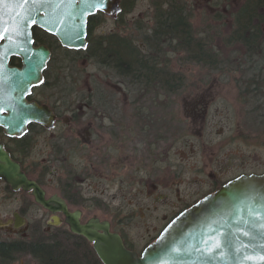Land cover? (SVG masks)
<instances>
[{
    "label": "rangeland",
    "instance_id": "1",
    "mask_svg": "<svg viewBox=\"0 0 264 264\" xmlns=\"http://www.w3.org/2000/svg\"><path fill=\"white\" fill-rule=\"evenodd\" d=\"M155 1L159 0H135L115 19L98 14L93 22L92 39L117 34L143 48L142 39L151 34L155 24ZM176 1L186 3V13L196 35L208 40L220 62L204 67L187 61L181 52L168 50L166 62L172 71L181 74L185 83L178 95L169 97L170 115L182 125L183 135L170 141L163 160L154 165L155 170L142 167L132 181H126L128 166H123L119 188L112 178L99 181V174L93 172L96 178L90 181L102 185L89 187L87 182L82 188L85 218L97 215L111 221L114 229L138 252L186 205L240 174L264 173V100L249 93L244 96L242 74L229 68V56L235 55L232 48L236 47L228 38L234 28L235 13L244 0L173 2ZM160 5L167 9L166 4ZM48 40L56 50L47 83L36 90L37 99L53 104L69 89L65 96L69 102L83 98L88 89L92 92L94 87L90 84L93 83L116 85L121 98L131 97V91L119 83L121 80L88 54H67L53 39ZM261 79L259 85L264 99V75ZM36 130L39 129L33 131ZM28 137L34 142L27 164L38 165L34 171L36 176L46 180L57 178L46 165L49 151L40 144L37 135L33 137V132ZM93 199L103 202H92ZM45 221L44 218L42 223Z\"/></svg>",
    "mask_w": 264,
    "mask_h": 264
},
{
    "label": "flooded vegetation",
    "instance_id": "2",
    "mask_svg": "<svg viewBox=\"0 0 264 264\" xmlns=\"http://www.w3.org/2000/svg\"><path fill=\"white\" fill-rule=\"evenodd\" d=\"M239 23L242 21L234 19V28L228 38L236 47L232 48L235 55L229 56V68L242 74L240 83L244 96V93H249L258 100H264L259 85L264 75V20L250 22L256 27L253 31L263 32L255 37L238 35ZM162 62L167 66L166 59L163 58ZM162 68L167 78L169 67ZM103 69L121 80L119 83L131 91L130 98H121L116 85L93 83L90 84L94 87L92 92L88 89L83 98L70 99L69 102L65 97L69 89L53 104L36 97L29 99L51 109L54 114L51 128L31 123L26 133L16 136L7 134L0 127V143L11 159L44 191L46 200L58 197L65 202L68 212L80 211L81 223L92 217L101 219L97 215L86 219V209L82 204L85 183L88 182L89 187L102 185L90 181L96 178L93 172L99 174V181L112 178L119 188L123 166H128L126 181H132L142 167L149 166L155 170L154 165L163 160L170 141L183 135L182 125L174 115H170L169 97L178 95L184 88V82L172 85L168 82H139L137 76L131 77L130 82L127 77L116 76L118 72L112 69ZM34 128L39 130L33 131ZM31 132L49 151L46 165L57 178L46 180L36 176L34 171L38 165L27 164L34 142L28 137ZM198 200L177 211L169 221ZM92 202L103 200L93 199ZM54 217L60 219V224H49ZM44 218L46 221L42 223ZM65 218L63 211H52L38 203L31 191L15 190L0 178V264H46L48 256L55 261L62 257L61 264H102L92 244L83 236L72 233ZM109 222L111 231L117 232L124 245L134 250ZM91 249L96 256L94 260H90Z\"/></svg>",
    "mask_w": 264,
    "mask_h": 264
},
{
    "label": "water",
    "instance_id": "3",
    "mask_svg": "<svg viewBox=\"0 0 264 264\" xmlns=\"http://www.w3.org/2000/svg\"><path fill=\"white\" fill-rule=\"evenodd\" d=\"M120 0H4L0 4V127L21 136L31 123L53 126L46 105L29 101L41 85L51 58L45 45L34 44L33 28L54 36L64 48L87 47L89 17L97 12L115 17ZM35 21V23H33ZM11 29V31H10ZM18 58L21 66L11 64ZM0 178L13 189L31 191L52 211H63L72 233L86 238L102 264H264V173L242 174L179 213L139 254L128 249L111 223L81 212H68L65 202L44 197V191L13 161L0 143ZM54 217L49 224L58 225ZM247 233V235H245ZM219 245V247H217ZM251 257L252 259H248Z\"/></svg>",
    "mask_w": 264,
    "mask_h": 264
},
{
    "label": "trees",
    "instance_id": "4",
    "mask_svg": "<svg viewBox=\"0 0 264 264\" xmlns=\"http://www.w3.org/2000/svg\"><path fill=\"white\" fill-rule=\"evenodd\" d=\"M134 1L122 0L123 8ZM173 1H155L154 27L151 34L144 36L142 39L146 51L143 50L144 47H140L130 38L121 37L117 34L92 39L93 22L97 16L95 15L90 17L89 20V46L86 51L81 52L88 54L90 58L95 59L102 67L118 72L116 76L127 77L130 82L132 81L130 79L131 77L137 76V81L139 82H168L171 85L183 83L184 79L181 74L172 71L169 64H167L169 69L167 72L168 77L166 78L165 69L162 67L167 68V66H163L165 64L162 61L163 58L165 59L168 50L181 52L187 61L202 64L204 67H211L216 62L219 63V56L215 54L208 40L205 41L196 35L197 32L194 31L186 13V3L184 1ZM160 4L164 6L166 4L167 9H164ZM234 19L242 21L237 27L239 28L238 35L248 34V36L255 37L262 34V31H253L256 27L251 25L250 22L257 19L264 20V0H244L243 4L235 13ZM33 36L35 44L47 45L54 56L56 48L48 40L53 39L58 44L53 36L36 27L33 28ZM57 47L62 48L59 44ZM63 50L67 54L71 52L68 49L63 48ZM52 59L53 57L45 71L47 79L52 68ZM11 63L17 66L21 64L18 58H12ZM35 97V93L30 96L31 99ZM91 252L90 260L96 259L92 249ZM61 258L59 256L56 262L51 256H48L45 258L47 261L46 264H61Z\"/></svg>",
    "mask_w": 264,
    "mask_h": 264
},
{
    "label": "snow or ice",
    "instance_id": "5",
    "mask_svg": "<svg viewBox=\"0 0 264 264\" xmlns=\"http://www.w3.org/2000/svg\"><path fill=\"white\" fill-rule=\"evenodd\" d=\"M3 2H4V0H0V4H2ZM34 2H35V0H34ZM100 2L102 4L103 0H100ZM23 3L27 4L28 0H23ZM33 23H35V21H33ZM10 31H11V29H10ZM2 39H4V36H3V34H0V40H2ZM245 235H247V233H245ZM217 247H219V245H217ZM248 259H252V258L248 257ZM258 259L261 260V261H264V256H260Z\"/></svg>",
    "mask_w": 264,
    "mask_h": 264
}]
</instances>
